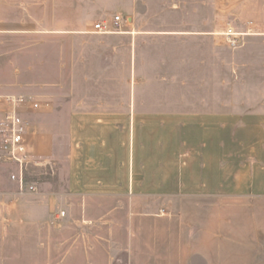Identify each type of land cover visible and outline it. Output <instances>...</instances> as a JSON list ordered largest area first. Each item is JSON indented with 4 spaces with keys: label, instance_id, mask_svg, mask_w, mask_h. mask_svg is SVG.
<instances>
[{
    "label": "crops",
    "instance_id": "crops-1",
    "mask_svg": "<svg viewBox=\"0 0 264 264\" xmlns=\"http://www.w3.org/2000/svg\"><path fill=\"white\" fill-rule=\"evenodd\" d=\"M88 22L74 0H0V98L49 104L25 118L52 165L21 191L0 161V264H264V101L174 113L117 94L114 41L133 34Z\"/></svg>",
    "mask_w": 264,
    "mask_h": 264
},
{
    "label": "rangeland",
    "instance_id": "rangeland-1",
    "mask_svg": "<svg viewBox=\"0 0 264 264\" xmlns=\"http://www.w3.org/2000/svg\"><path fill=\"white\" fill-rule=\"evenodd\" d=\"M74 2L75 17L89 19L84 30L121 16L117 31L133 34L114 41L123 69L117 94L149 95L156 111L174 113L248 110L264 101V0ZM59 15L65 17L63 10ZM100 46L93 42L88 48Z\"/></svg>",
    "mask_w": 264,
    "mask_h": 264
},
{
    "label": "built area",
    "instance_id": "built-area-1",
    "mask_svg": "<svg viewBox=\"0 0 264 264\" xmlns=\"http://www.w3.org/2000/svg\"><path fill=\"white\" fill-rule=\"evenodd\" d=\"M122 25V17L116 16L110 22L96 23L94 32L108 34L121 29ZM0 101L7 106V111L0 119V161H9L18 166L19 173L13 174L11 180L18 182L22 191L26 183V172L30 167L52 168L49 161H44L33 154L29 143L30 125L25 118L27 113L39 111L49 104L23 96L1 97ZM36 190V187H30L31 192ZM64 215L62 213V216Z\"/></svg>",
    "mask_w": 264,
    "mask_h": 264
}]
</instances>
